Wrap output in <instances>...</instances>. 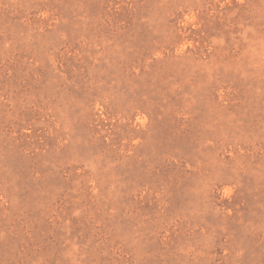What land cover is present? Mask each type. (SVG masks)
<instances>
[{
    "label": "rangeland",
    "instance_id": "rangeland-1",
    "mask_svg": "<svg viewBox=\"0 0 264 264\" xmlns=\"http://www.w3.org/2000/svg\"><path fill=\"white\" fill-rule=\"evenodd\" d=\"M0 264H264V0H0Z\"/></svg>",
    "mask_w": 264,
    "mask_h": 264
}]
</instances>
